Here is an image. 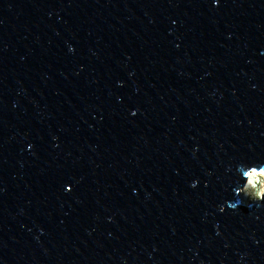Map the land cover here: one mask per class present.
<instances>
[{
    "label": "water",
    "instance_id": "1",
    "mask_svg": "<svg viewBox=\"0 0 264 264\" xmlns=\"http://www.w3.org/2000/svg\"><path fill=\"white\" fill-rule=\"evenodd\" d=\"M264 0H0V264H264Z\"/></svg>",
    "mask_w": 264,
    "mask_h": 264
},
{
    "label": "clouds",
    "instance_id": "2",
    "mask_svg": "<svg viewBox=\"0 0 264 264\" xmlns=\"http://www.w3.org/2000/svg\"><path fill=\"white\" fill-rule=\"evenodd\" d=\"M244 192L254 201H264V167L248 172Z\"/></svg>",
    "mask_w": 264,
    "mask_h": 264
},
{
    "label": "bare ground",
    "instance_id": "3",
    "mask_svg": "<svg viewBox=\"0 0 264 264\" xmlns=\"http://www.w3.org/2000/svg\"><path fill=\"white\" fill-rule=\"evenodd\" d=\"M245 193V192H244ZM245 196L247 197V198H250L246 193H245Z\"/></svg>",
    "mask_w": 264,
    "mask_h": 264
}]
</instances>
